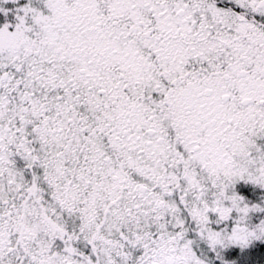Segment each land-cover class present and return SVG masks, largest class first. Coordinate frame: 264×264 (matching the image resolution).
I'll use <instances>...</instances> for the list:
<instances>
[{
  "label": "snow or ice",
  "instance_id": "snow-or-ice-1",
  "mask_svg": "<svg viewBox=\"0 0 264 264\" xmlns=\"http://www.w3.org/2000/svg\"><path fill=\"white\" fill-rule=\"evenodd\" d=\"M0 264H264V0H0Z\"/></svg>",
  "mask_w": 264,
  "mask_h": 264
}]
</instances>
